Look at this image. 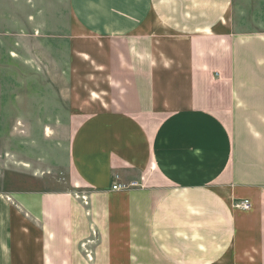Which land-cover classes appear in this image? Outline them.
<instances>
[{
  "label": "crops",
  "instance_id": "obj_1",
  "mask_svg": "<svg viewBox=\"0 0 264 264\" xmlns=\"http://www.w3.org/2000/svg\"><path fill=\"white\" fill-rule=\"evenodd\" d=\"M245 1L68 0L77 192L0 193V264H264V21Z\"/></svg>",
  "mask_w": 264,
  "mask_h": 264
},
{
  "label": "rangeland",
  "instance_id": "obj_2",
  "mask_svg": "<svg viewBox=\"0 0 264 264\" xmlns=\"http://www.w3.org/2000/svg\"><path fill=\"white\" fill-rule=\"evenodd\" d=\"M246 2V1H245ZM264 21V0H249ZM256 13V14H255ZM68 0H0V193L70 191V114L83 96L70 86Z\"/></svg>",
  "mask_w": 264,
  "mask_h": 264
},
{
  "label": "built area",
  "instance_id": "obj_3",
  "mask_svg": "<svg viewBox=\"0 0 264 264\" xmlns=\"http://www.w3.org/2000/svg\"><path fill=\"white\" fill-rule=\"evenodd\" d=\"M115 179H118V177L116 176ZM136 186L137 185L135 183L130 184V185L114 183L111 189L112 190H127L131 187H136ZM234 207L242 211H248L251 208V204L248 200H243V201L235 202Z\"/></svg>",
  "mask_w": 264,
  "mask_h": 264
}]
</instances>
